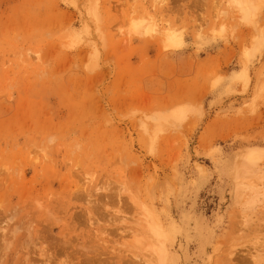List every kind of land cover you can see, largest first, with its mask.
I'll return each mask as SVG.
<instances>
[{"label": "rangeland", "instance_id": "obj_1", "mask_svg": "<svg viewBox=\"0 0 264 264\" xmlns=\"http://www.w3.org/2000/svg\"><path fill=\"white\" fill-rule=\"evenodd\" d=\"M0 264H264V0H0Z\"/></svg>", "mask_w": 264, "mask_h": 264}]
</instances>
